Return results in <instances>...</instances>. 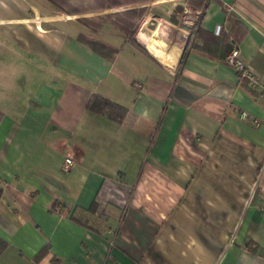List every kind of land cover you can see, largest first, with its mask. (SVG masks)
<instances>
[{
  "label": "crops",
  "instance_id": "obj_1",
  "mask_svg": "<svg viewBox=\"0 0 264 264\" xmlns=\"http://www.w3.org/2000/svg\"><path fill=\"white\" fill-rule=\"evenodd\" d=\"M143 4L135 44L76 19L116 8L0 0V264H264V0H209L196 36L200 9ZM218 22L262 86L201 49Z\"/></svg>",
  "mask_w": 264,
  "mask_h": 264
},
{
  "label": "trees",
  "instance_id": "obj_2",
  "mask_svg": "<svg viewBox=\"0 0 264 264\" xmlns=\"http://www.w3.org/2000/svg\"><path fill=\"white\" fill-rule=\"evenodd\" d=\"M55 6H57L61 11L66 14L73 13H84L90 11H96L101 9H110L116 8L114 10L105 11L102 13H98L94 15V18L86 17V16H77L76 19L81 21L82 23L88 25L93 29L100 28L103 24H108L111 27L118 29L125 35L129 37V39L137 44L133 39V33L137 26H139L145 19L148 12V5H135L130 6L132 4H137L140 2L148 1V0H48ZM209 0H184L185 3L192 5L198 9H200L197 22L193 25L192 33L196 36L199 30V20L201 18V14L203 10L206 8ZM179 12L182 10V6L179 5L175 8V10ZM175 10L173 11V15L170 18L172 23L177 22V16L174 15ZM229 20L231 24H237L233 16H229ZM240 27H234V32L231 33L230 30L222 29L218 35H215V43L216 46L212 47H201L202 50L209 54H213L209 49L219 51L223 49L222 57L226 60V55L230 50L229 39L237 41L236 38L242 36L243 32L240 30ZM194 45L191 42V46ZM168 52V51H167ZM165 55V64L169 65L170 61H175V58L171 56L170 52L175 53V51L171 50ZM185 57V52H183L182 57L179 61L178 67L182 65V61ZM86 107L96 113L103 114L113 120L120 121L123 118L125 113V107L122 105L110 100L109 98L100 96L98 94H91L89 97ZM2 190L0 188V196ZM92 208V205L89 207ZM7 246V242L0 238V252ZM49 251V245L44 244L33 256L34 260H38L43 255H45ZM52 264H56V261L52 259Z\"/></svg>",
  "mask_w": 264,
  "mask_h": 264
},
{
  "label": "built area",
  "instance_id": "obj_3",
  "mask_svg": "<svg viewBox=\"0 0 264 264\" xmlns=\"http://www.w3.org/2000/svg\"><path fill=\"white\" fill-rule=\"evenodd\" d=\"M222 29L221 23H215L213 27V33L218 35ZM230 50L226 55L227 62L237 71L240 78H244L251 88H257L262 86L260 79L257 75L252 73L244 60L241 58L239 53L238 43L232 39H229ZM245 115V113H242ZM74 150L72 148H68L64 152L63 160L61 163L62 170H68L74 164Z\"/></svg>",
  "mask_w": 264,
  "mask_h": 264
},
{
  "label": "rangeland",
  "instance_id": "obj_4",
  "mask_svg": "<svg viewBox=\"0 0 264 264\" xmlns=\"http://www.w3.org/2000/svg\"><path fill=\"white\" fill-rule=\"evenodd\" d=\"M94 12H95V11H94ZM94 12H92L91 15L94 14ZM82 13H83V12H82ZM59 14H64V13H63V12H60ZM73 14H75V13H73ZM82 15H83V16H84V15L86 16L87 14H82ZM90 18H94V16H91Z\"/></svg>",
  "mask_w": 264,
  "mask_h": 264
}]
</instances>
